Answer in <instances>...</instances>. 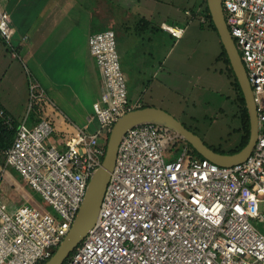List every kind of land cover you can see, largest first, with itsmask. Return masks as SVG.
I'll return each mask as SVG.
<instances>
[{"label":"built area","instance_id":"2783aa9c","mask_svg":"<svg viewBox=\"0 0 264 264\" xmlns=\"http://www.w3.org/2000/svg\"><path fill=\"white\" fill-rule=\"evenodd\" d=\"M222 3L257 104L254 150L242 162L220 165L197 156L167 125L133 126L120 143L97 221L63 264H264V0ZM163 28L178 39L185 33L176 25ZM15 32L10 14L0 7V35L12 48ZM117 41L113 28L89 36L104 76L93 103L94 130L74 126L72 140L58 143L52 140L57 130L52 116L17 125L4 150L5 166L46 206L25 203L10 210L0 201V264H42L53 255L102 165L114 123L142 106L128 100ZM44 95L39 83L30 84V106ZM0 115L11 122L3 109Z\"/></svg>","mask_w":264,"mask_h":264},{"label":"crops","instance_id":"0c3cea01","mask_svg":"<svg viewBox=\"0 0 264 264\" xmlns=\"http://www.w3.org/2000/svg\"><path fill=\"white\" fill-rule=\"evenodd\" d=\"M147 1L151 0H0L16 29L13 48L0 35V86L10 94H0V103L11 117L10 123L5 118L3 123L12 127L14 121L18 125L26 120L33 126L52 116L57 129L52 140L58 143L65 138L72 140L74 126L94 130L97 121L92 119L93 103L101 96L104 76L90 51V34L115 29L127 82L135 75L143 78L141 84L148 76L154 78L158 64L163 62L157 59L158 37L161 45H172L167 54L180 41L163 28L164 24L178 26L180 7L171 0H154L157 5L148 6ZM156 16L158 23L153 20ZM177 62L176 58L171 60L173 70ZM31 83H39L45 95L30 106V116L24 115L20 121L22 113L15 112L23 103L19 94L24 87L30 94ZM13 94H18L16 102ZM47 94L61 102L66 118L45 101ZM143 97L142 92L128 88L131 104L140 100L142 105L157 106L146 104Z\"/></svg>","mask_w":264,"mask_h":264},{"label":"rangeland","instance_id":"374dc122","mask_svg":"<svg viewBox=\"0 0 264 264\" xmlns=\"http://www.w3.org/2000/svg\"><path fill=\"white\" fill-rule=\"evenodd\" d=\"M171 1L180 7L176 24L185 28L183 37L169 54L166 52L172 45L167 42L161 45L158 37L157 59L159 63L163 62L161 66L157 62V75L144 78V84H141L143 78L133 75L127 86L129 90L142 92L146 104H155L173 114L208 145L225 152L234 150L240 146L245 130L239 117L238 89L234 88V77L225 60L218 31L202 13L206 6L204 0ZM152 4L157 5L154 0L147 1V6ZM153 20L158 23L159 17ZM139 24L142 25L141 22ZM173 58L178 61L175 70L171 67ZM23 70L25 74L26 68ZM133 72L138 73L136 69ZM0 94L4 97L10 95L2 86ZM22 94L19 97L23 103L15 110L22 113L18 116L20 121L24 115L29 117L32 111L30 94L25 87ZM17 95L13 94L14 102ZM46 101L65 117L64 107L54 95L47 94ZM178 148L180 152L182 148ZM4 150L0 147V201L5 202L10 210L25 203L44 208L46 204L41 195L30 188L15 169L5 166ZM262 222L255 221L256 224Z\"/></svg>","mask_w":264,"mask_h":264},{"label":"water","instance_id":"95a60500","mask_svg":"<svg viewBox=\"0 0 264 264\" xmlns=\"http://www.w3.org/2000/svg\"><path fill=\"white\" fill-rule=\"evenodd\" d=\"M207 2L212 20L245 96L250 117V138L247 144L234 153L220 152L208 145L195 131L188 128L164 108L147 105L129 109L118 118L110 131L102 165L95 170L89 181L84 200L69 232L53 255L42 264H63L97 221L105 190L116 164L120 143L127 131L133 126L145 122L167 125L181 133L203 157L220 165H233L242 162L254 150L259 136L260 120L253 86L239 48L226 21L222 0H207Z\"/></svg>","mask_w":264,"mask_h":264},{"label":"trees","instance_id":"16d2710c","mask_svg":"<svg viewBox=\"0 0 264 264\" xmlns=\"http://www.w3.org/2000/svg\"><path fill=\"white\" fill-rule=\"evenodd\" d=\"M204 1H205L206 6L204 7V10H202V13H205L208 16L210 23L212 24L213 28L217 30V28H216V26L212 20V15H211V12H210V9L208 6V2H207V0H204ZM220 41H221V39H220ZM221 45L223 46V53L225 55V60L228 62L229 71L234 77L235 87L238 89V93H239L238 101L240 100L239 102H240V109H241L240 113H239V117L241 118L242 127L244 128L245 132L241 138V143L239 144L240 146L237 147L236 149L232 150L233 152L231 150L228 152H225V151H221L217 148H214V147L213 148L217 151H220V152L234 153V152L239 151V149L241 150L247 144V142L250 138V117H249L248 108L246 106V100H245L243 90H242L241 85L238 81V78H237V76H236V74H235V72L231 66L229 56L227 54V51H226L222 41H221ZM142 106H145V105H142ZM1 108H2V105L0 103V109ZM3 122H4L3 117L0 115V147L6 149L8 146L11 145V143L14 140L17 125H16V121H14V124L12 127H10L11 125L4 124ZM190 146L194 150V152L197 154V156H199L201 158L203 157L199 152H197V150L191 144H190Z\"/></svg>","mask_w":264,"mask_h":264},{"label":"bare ground","instance_id":"6f19581e","mask_svg":"<svg viewBox=\"0 0 264 264\" xmlns=\"http://www.w3.org/2000/svg\"><path fill=\"white\" fill-rule=\"evenodd\" d=\"M234 88H236V87H234ZM236 91V90H235ZM237 95H238V93H237ZM240 101V100H239ZM95 121V120H94ZM185 124V123H184ZM89 127V126H88ZM95 128V127H94ZM92 129V128H91ZM243 135V134H242ZM242 137V136H241ZM202 138V137H201ZM206 142V141H205ZM65 145V144H64ZM238 147V146H237ZM240 150V149H239ZM232 151V150H231ZM233 152V151H232ZM229 153H231V152H229Z\"/></svg>","mask_w":264,"mask_h":264},{"label":"clouds","instance_id":"9594fccd","mask_svg":"<svg viewBox=\"0 0 264 264\" xmlns=\"http://www.w3.org/2000/svg\"><path fill=\"white\" fill-rule=\"evenodd\" d=\"M177 35H179V33H177Z\"/></svg>","mask_w":264,"mask_h":264}]
</instances>
